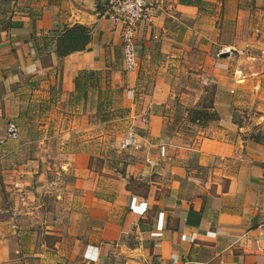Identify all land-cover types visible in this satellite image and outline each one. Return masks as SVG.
Listing matches in <instances>:
<instances>
[{"label": "crops", "instance_id": "1", "mask_svg": "<svg viewBox=\"0 0 264 264\" xmlns=\"http://www.w3.org/2000/svg\"><path fill=\"white\" fill-rule=\"evenodd\" d=\"M105 1L0 0V264H264V0H158L131 72ZM75 24L87 49L59 58ZM80 70L136 119L117 173L64 123Z\"/></svg>", "mask_w": 264, "mask_h": 264}, {"label": "rangeland", "instance_id": "2", "mask_svg": "<svg viewBox=\"0 0 264 264\" xmlns=\"http://www.w3.org/2000/svg\"><path fill=\"white\" fill-rule=\"evenodd\" d=\"M152 75V73H146L144 76L152 77ZM104 77H107V75ZM100 78H102L101 74L98 77V84L88 87L85 94L83 92L75 93L78 99L76 118L63 117V120L66 125L75 121L77 133L73 135L74 140L89 144L88 151L91 153L89 165L91 168L100 172L103 167H108L110 171H116L115 173H117L120 169H123V164L129 162V156L121 153L126 147H122V145L127 139L129 140L128 144L133 145L130 136L133 135L137 123L136 119L129 117L128 107L123 105V93H125L123 88H113L106 84L107 81ZM93 83H95V79ZM181 110L180 105V107H177L176 112L181 113ZM51 120L56 119L51 118ZM22 121H24V118ZM33 122L36 123L37 120ZM167 123L177 126L182 125L183 121L179 116L173 117L172 121ZM36 135V133L30 134V137ZM48 172L53 173L55 171L51 168Z\"/></svg>", "mask_w": 264, "mask_h": 264}, {"label": "built area", "instance_id": "3", "mask_svg": "<svg viewBox=\"0 0 264 264\" xmlns=\"http://www.w3.org/2000/svg\"><path fill=\"white\" fill-rule=\"evenodd\" d=\"M158 0H106L103 14L114 23L121 24L120 41L122 45V65L126 72L138 68L136 29L139 24L150 22L155 15ZM7 134L11 138L17 137L16 127L9 124ZM131 140V137H130ZM132 142V140H131ZM129 140H125V147ZM12 229H16V222L12 219Z\"/></svg>", "mask_w": 264, "mask_h": 264}, {"label": "trees", "instance_id": "4", "mask_svg": "<svg viewBox=\"0 0 264 264\" xmlns=\"http://www.w3.org/2000/svg\"><path fill=\"white\" fill-rule=\"evenodd\" d=\"M90 42V31L83 25L75 24L64 28L63 32L56 39L55 52L59 58H63L73 52L87 49ZM100 72L92 70H80L74 77L75 93H86L87 88L98 84ZM95 79V83L93 80ZM206 107L210 103H204L202 108H193L188 110V120L197 124H206L208 121L216 120L217 114Z\"/></svg>", "mask_w": 264, "mask_h": 264}]
</instances>
